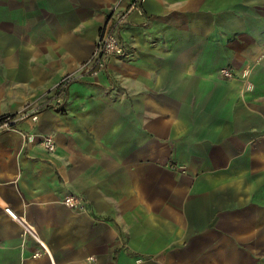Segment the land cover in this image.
<instances>
[{"label":"crops","instance_id":"obj_1","mask_svg":"<svg viewBox=\"0 0 264 264\" xmlns=\"http://www.w3.org/2000/svg\"><path fill=\"white\" fill-rule=\"evenodd\" d=\"M132 1L0 0V264H264V0H140L85 76Z\"/></svg>","mask_w":264,"mask_h":264},{"label":"built area","instance_id":"obj_2","mask_svg":"<svg viewBox=\"0 0 264 264\" xmlns=\"http://www.w3.org/2000/svg\"><path fill=\"white\" fill-rule=\"evenodd\" d=\"M139 1L133 0L126 9H120L118 6H114L111 9L109 17L99 31L92 55L80 66V68H85V71H83L85 76L98 74L106 68L107 61L110 57L124 54V46L119 39V31L127 22L129 12L137 6ZM220 72L227 77L231 75L226 69H221ZM76 78L77 76L74 75L64 78L59 86V90L61 92L64 91L66 86ZM28 116H31L32 120L35 121L37 120L38 114L37 112H33ZM15 124L16 118L7 116L0 121V128L14 129ZM39 144L47 151H53L55 148L54 139L51 135H42ZM65 203L71 207L76 205V201L72 196L67 197Z\"/></svg>","mask_w":264,"mask_h":264},{"label":"trees","instance_id":"obj_3","mask_svg":"<svg viewBox=\"0 0 264 264\" xmlns=\"http://www.w3.org/2000/svg\"><path fill=\"white\" fill-rule=\"evenodd\" d=\"M3 118H5V117H3ZM3 118H1L0 121H1Z\"/></svg>","mask_w":264,"mask_h":264}]
</instances>
